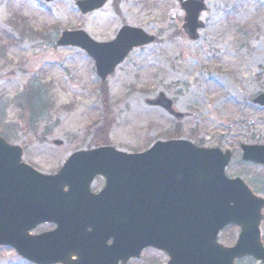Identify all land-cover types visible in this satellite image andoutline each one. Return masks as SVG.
Instances as JSON below:
<instances>
[{
	"label": "rangeland",
	"instance_id": "374dc122",
	"mask_svg": "<svg viewBox=\"0 0 264 264\" xmlns=\"http://www.w3.org/2000/svg\"><path fill=\"white\" fill-rule=\"evenodd\" d=\"M207 4L206 27L193 41L182 29L178 0H109L88 14L71 0H0V135L22 146L24 161L47 174L81 149L141 152L157 140L183 138L230 150L227 175L264 196V168L244 162L241 150V144H264V106L252 102L264 93V0ZM125 25L156 39L132 51L105 82L84 50L57 43L63 31L79 29L110 41ZM34 90L41 94L38 115L30 108L39 96ZM161 93L183 118L148 103ZM261 228L264 243V221ZM239 232L231 225L219 241L234 245ZM167 262L165 253L151 249L129 264ZM235 263L261 261L247 256ZM0 264L33 263L0 247Z\"/></svg>",
	"mask_w": 264,
	"mask_h": 264
},
{
	"label": "water",
	"instance_id": "95a60500",
	"mask_svg": "<svg viewBox=\"0 0 264 264\" xmlns=\"http://www.w3.org/2000/svg\"><path fill=\"white\" fill-rule=\"evenodd\" d=\"M107 1L75 0L84 14ZM178 1L183 29L196 41L206 26L200 19L206 0ZM169 18L176 20L175 14ZM154 40L124 26L109 42L83 29L64 31L58 45L85 50L104 82L134 48ZM253 102L264 106V94ZM148 103L175 113L164 94ZM242 150L244 160L264 165V144H243ZM231 158L230 151L186 139L159 140L139 153L112 146L80 150L56 174H45L23 161L22 147L0 136V246L35 264H127L147 247L165 251L168 264H235L246 256L264 264V197L226 175ZM98 175L105 186L94 194L90 185ZM44 223L55 229L32 234ZM229 225L241 228L231 247L218 241Z\"/></svg>",
	"mask_w": 264,
	"mask_h": 264
},
{
	"label": "flooded vegetation",
	"instance_id": "af4514ba",
	"mask_svg": "<svg viewBox=\"0 0 264 264\" xmlns=\"http://www.w3.org/2000/svg\"><path fill=\"white\" fill-rule=\"evenodd\" d=\"M251 165H253V166H255V167H259V168H264V166H262V165H258V164H255V163H250ZM104 184H105V180H104V178L103 177H101V176H97L95 179H94V181H93V183H92V185H91V189H92V191L94 192V193H98L102 188H103V186H104ZM148 250H151L150 248L149 249H146L144 252H143V255H145L146 254V252L148 251ZM140 260V259H139ZM133 260H131L130 262H132Z\"/></svg>",
	"mask_w": 264,
	"mask_h": 264
},
{
	"label": "trees",
	"instance_id": "16d2710c",
	"mask_svg": "<svg viewBox=\"0 0 264 264\" xmlns=\"http://www.w3.org/2000/svg\"><path fill=\"white\" fill-rule=\"evenodd\" d=\"M34 93L36 95H39V96H37V100L36 101L32 102V105L30 104V108H31L32 113H35L36 115H38L39 113H38V109L37 108H39V106H40L39 100H41V94L37 93L36 90H34Z\"/></svg>",
	"mask_w": 264,
	"mask_h": 264
}]
</instances>
